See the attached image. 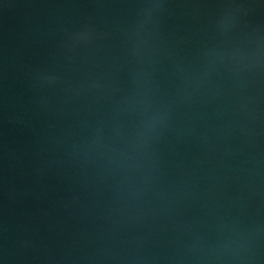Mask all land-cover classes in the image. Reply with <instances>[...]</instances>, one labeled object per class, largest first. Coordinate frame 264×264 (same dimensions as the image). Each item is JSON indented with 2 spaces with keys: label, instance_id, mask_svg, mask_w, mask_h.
Instances as JSON below:
<instances>
[{
  "label": "water",
  "instance_id": "water-1",
  "mask_svg": "<svg viewBox=\"0 0 264 264\" xmlns=\"http://www.w3.org/2000/svg\"><path fill=\"white\" fill-rule=\"evenodd\" d=\"M0 264H264V0H0Z\"/></svg>",
  "mask_w": 264,
  "mask_h": 264
}]
</instances>
